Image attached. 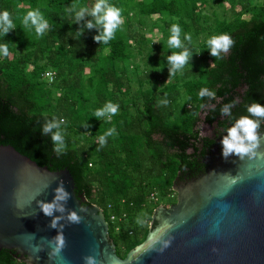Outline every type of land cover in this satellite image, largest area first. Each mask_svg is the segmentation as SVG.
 I'll return each mask as SVG.
<instances>
[{
    "label": "trees",
    "instance_id": "obj_1",
    "mask_svg": "<svg viewBox=\"0 0 264 264\" xmlns=\"http://www.w3.org/2000/svg\"><path fill=\"white\" fill-rule=\"evenodd\" d=\"M74 2L91 6L93 0H0V10L12 13L16 24L3 38L9 54L0 57V145L49 170L68 169L75 194L103 210L123 258L145 239L160 198L175 202L174 179L202 168L203 153L214 140L201 135L199 124L226 131L248 115V104L264 105V0H110L121 9L122 24L107 45L93 40L97 28H83L92 17L79 24L65 18L64 8ZM36 8L49 25L41 37L21 25L22 16ZM172 23L180 24L182 39L185 33L206 40L227 33L234 43L216 59L205 49L206 40L199 42L202 49L183 75L169 78L166 56L173 49L163 40ZM78 28L83 32L75 39ZM46 71L54 73L51 82ZM201 88L215 97L199 100ZM165 93L166 106L158 103ZM107 102L119 106L115 116L91 117ZM227 103L230 114L222 115ZM53 117L66 122L60 154L40 132ZM110 127L116 134L97 150L98 136ZM110 214L117 216L115 223ZM0 264L26 263L0 249Z\"/></svg>",
    "mask_w": 264,
    "mask_h": 264
},
{
    "label": "water",
    "instance_id": "obj_2",
    "mask_svg": "<svg viewBox=\"0 0 264 264\" xmlns=\"http://www.w3.org/2000/svg\"><path fill=\"white\" fill-rule=\"evenodd\" d=\"M210 127L200 123L201 135ZM257 154H264V132ZM68 194L63 211L44 215L40 203L52 202L55 189ZM66 168L49 170L10 145H0V249L15 252L26 264H57L49 258L48 242L59 234L65 241L63 264H264V158L230 155L217 159L207 171L190 180L175 178V202L158 204L151 214L145 239L123 258L110 239L108 222L96 204L75 194ZM75 213L78 222L67 220ZM55 217L57 226L51 227ZM35 235L31 254L20 236ZM169 244L162 252L158 240Z\"/></svg>",
    "mask_w": 264,
    "mask_h": 264
},
{
    "label": "clouds",
    "instance_id": "obj_3",
    "mask_svg": "<svg viewBox=\"0 0 264 264\" xmlns=\"http://www.w3.org/2000/svg\"><path fill=\"white\" fill-rule=\"evenodd\" d=\"M64 16L70 20L71 23L79 24L85 16L92 17L91 20H87L83 24V28L92 29L97 28L98 34L93 37V40L100 44L107 45L109 41L115 38L118 30L121 28L122 17L121 9L110 3V0H93L91 6L87 4H81L74 2L64 8ZM175 19V18H173ZM21 25L28 31H34L36 37L43 36L49 25L38 8L32 9L26 12L21 18ZM16 28L14 23L13 14L8 10H0V57H7L9 54L8 42L4 41L5 35L12 29ZM83 28H78L74 38L79 39L83 32ZM169 35L166 41L169 49H179L178 52H171L166 56V63L168 65L169 78L175 76L177 73L183 75L185 65L189 64V59L193 52L188 45L191 44L192 37L190 34L185 33L183 35V41L181 39V26L179 23H172L169 27ZM187 42V44L185 43ZM234 41L227 33H221L219 35H213L209 37L205 42V49L212 57L221 59L223 53H227L232 47ZM167 93L165 98L158 101L159 104L167 105L169 103ZM208 97L213 99L215 92L207 88H201L197 93V98L202 100ZM187 99H191L188 97ZM232 104H224L220 111L222 115H229ZM118 105L112 102H107L103 107L94 111L93 116L96 120L103 118L105 121L110 120L112 116H115L118 111ZM246 112L248 115H244L236 119L230 127L226 128V135L221 139V155L223 158H228L230 155H235L241 159L244 157L251 158L257 156V158H264V154H257L256 149L260 144V136L258 129L261 121H264V105L252 102L246 106ZM253 117L255 119H253ZM82 126H87L86 122ZM66 122L63 119H57L55 117L46 120L40 128L42 135H48L53 143L54 151L60 154L65 147V137L63 134ZM116 134L115 128H108L103 134L98 136L97 150L103 148L107 142V138ZM68 194L63 190L62 186H58L55 189V196L52 202L40 203V209L44 215L52 216L53 212H62V202L67 199ZM60 217H55L51 222V227L57 226V220ZM79 217L75 213H69L67 220L70 222H78ZM137 223H141V220H137ZM22 242L27 245L28 251L35 255L42 251V248L38 245H30L29 242L35 240V235L31 233H23L20 236ZM157 243L161 245L155 251L162 252L165 247L168 246L169 241L158 240ZM49 246V258L56 257L57 264H63L65 258L61 256V252L65 247V241L62 235H57L54 240L48 242ZM85 264H96V259L93 256L84 257Z\"/></svg>",
    "mask_w": 264,
    "mask_h": 264
},
{
    "label": "flooded vegetation",
    "instance_id": "obj_4",
    "mask_svg": "<svg viewBox=\"0 0 264 264\" xmlns=\"http://www.w3.org/2000/svg\"><path fill=\"white\" fill-rule=\"evenodd\" d=\"M208 127H210V128L208 129V131H206V135H203V136L208 137L210 140H214V142H212V145H211V148L209 149V151H207V152L204 151V153H203V157L201 160L202 168L195 175L188 177V178L185 177L181 180H190L193 177H197V176L205 173L207 171V169L217 159H222V160L227 159V158H223L221 155V139L224 135H226V131H224L221 128H218L216 126V124L212 125V126H208ZM263 132H264V127L262 129L261 128L258 129L259 135ZM171 203H174V202H171ZM171 203H169V204H171Z\"/></svg>",
    "mask_w": 264,
    "mask_h": 264
},
{
    "label": "rangeland",
    "instance_id": "obj_5",
    "mask_svg": "<svg viewBox=\"0 0 264 264\" xmlns=\"http://www.w3.org/2000/svg\"><path fill=\"white\" fill-rule=\"evenodd\" d=\"M204 13H205V15L207 14V17L209 18V19H211L212 18V16H211V14H210V12H209V10H207V11H204ZM245 18H248V16L246 15V16H244ZM146 34L149 36V35H151L150 34V32H146ZM158 35V34H157ZM191 37H192V41H191V44L190 45H188L189 47L190 46H192V48H193V52H195V53H193L192 54V56L190 57V59L189 60H194V57L196 56V51L198 50L199 52L201 51V49H202V47H201V49L200 48H198V43L199 42H202V41H205L206 40V37L205 36H203V34L202 35H198V36H194V35H192L191 34ZM152 38H154V40H156V35H152ZM182 39V38H181ZM166 41H167V39H164L163 40V42L166 44ZM182 41H183V39H182ZM186 44H187V42H185ZM167 45V44H166ZM170 51V50H169ZM178 51H180L179 49H173L171 52H178ZM137 59H139V57H136V59L135 60H137ZM139 63V62H138ZM134 87H136V85L134 84L133 85ZM160 204H166V205H168L169 204V202H168V200L167 199H163V198H160Z\"/></svg>",
    "mask_w": 264,
    "mask_h": 264
},
{
    "label": "built area",
    "instance_id": "obj_6",
    "mask_svg": "<svg viewBox=\"0 0 264 264\" xmlns=\"http://www.w3.org/2000/svg\"><path fill=\"white\" fill-rule=\"evenodd\" d=\"M53 76H54V73L51 72V71H46L45 74H44L45 79H47L49 82L52 81ZM149 197H150L151 200H154V201L157 200V196H156L155 192L150 193ZM116 219H117V216H115V214H110L109 215V220H110L111 223H115ZM115 230L116 231L118 230L117 226L115 227Z\"/></svg>",
    "mask_w": 264,
    "mask_h": 264
}]
</instances>
